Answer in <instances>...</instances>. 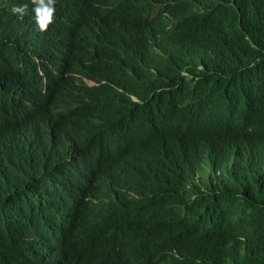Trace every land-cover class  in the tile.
<instances>
[{
  "label": "clouds",
  "instance_id": "9594fccd",
  "mask_svg": "<svg viewBox=\"0 0 264 264\" xmlns=\"http://www.w3.org/2000/svg\"><path fill=\"white\" fill-rule=\"evenodd\" d=\"M210 1L120 0L122 17L108 48L78 76V125L69 145L92 141L89 165L99 178L81 228L103 264H264V218L257 208H264V112L259 121L254 116L260 102L193 95L181 108L161 105L170 90L161 84L171 81L182 60L188 58L182 75L199 79L230 41L244 49L241 17L206 9L203 18L188 20L170 9L204 11ZM32 3L43 31L53 19L54 0ZM6 85L0 82V89ZM31 98L49 103L43 84ZM108 114L112 118L104 121ZM243 177H252L258 190L245 193L238 186ZM187 195H216L217 205L193 217L183 210ZM68 216L69 204L63 227ZM66 228L53 243L59 253Z\"/></svg>",
  "mask_w": 264,
  "mask_h": 264
},
{
  "label": "trees",
  "instance_id": "16d2710c",
  "mask_svg": "<svg viewBox=\"0 0 264 264\" xmlns=\"http://www.w3.org/2000/svg\"><path fill=\"white\" fill-rule=\"evenodd\" d=\"M24 5L23 12L15 10ZM53 6V19L42 31L32 0H0V82L8 84L0 89V264H103L95 260V242L87 248L81 228L83 207L99 178V170L89 165L92 141L71 146L69 138L78 125V76L87 74L108 48L121 21L120 0H54ZM170 9L188 20L203 18L206 9L221 10L236 21L241 17L245 39L244 49L230 41L199 79L182 75L188 58L182 60L171 81L161 84L170 89L161 105L181 108L193 95L255 97L261 104L254 110L259 121L264 112V0H211L204 11L178 5ZM221 35L230 39L226 32ZM41 84L49 97L46 105L31 98ZM111 118L108 114L103 120ZM147 118L145 113L143 120ZM238 186L245 193L258 190L252 177H243ZM183 202V210L197 217L216 207L217 196L187 195ZM68 204L70 216L63 227ZM257 208L264 218V208ZM61 228L66 234L59 253L53 243Z\"/></svg>",
  "mask_w": 264,
  "mask_h": 264
},
{
  "label": "bare ground",
  "instance_id": "6f19581e",
  "mask_svg": "<svg viewBox=\"0 0 264 264\" xmlns=\"http://www.w3.org/2000/svg\"><path fill=\"white\" fill-rule=\"evenodd\" d=\"M38 51V50H37ZM34 61V60H33ZM257 63V62H256ZM250 65V64H249ZM254 65V64H253ZM164 71V69H160V71H159V73H161V72H163ZM231 79V78H230ZM179 87V86H178ZM163 114H165V113H163ZM32 239V238H31Z\"/></svg>",
  "mask_w": 264,
  "mask_h": 264
},
{
  "label": "water",
  "instance_id": "95a60500",
  "mask_svg": "<svg viewBox=\"0 0 264 264\" xmlns=\"http://www.w3.org/2000/svg\"><path fill=\"white\" fill-rule=\"evenodd\" d=\"M151 12H152V13L155 12L154 9H152ZM66 225H68V223H66Z\"/></svg>",
  "mask_w": 264,
  "mask_h": 264
}]
</instances>
